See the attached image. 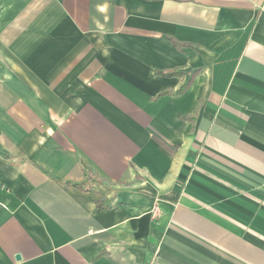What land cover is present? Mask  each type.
Wrapping results in <instances>:
<instances>
[{"label": "crops", "instance_id": "0c3cea01", "mask_svg": "<svg viewBox=\"0 0 264 264\" xmlns=\"http://www.w3.org/2000/svg\"><path fill=\"white\" fill-rule=\"evenodd\" d=\"M0 264H264V0H0Z\"/></svg>", "mask_w": 264, "mask_h": 264}, {"label": "trees", "instance_id": "16d2710c", "mask_svg": "<svg viewBox=\"0 0 264 264\" xmlns=\"http://www.w3.org/2000/svg\"><path fill=\"white\" fill-rule=\"evenodd\" d=\"M172 42L177 46V47H180V44L175 41L174 39H172ZM161 75H164V76H168V77H177V76H180L181 73L177 72V71H168V72H162ZM191 85V81L184 87L182 88V90L179 91L180 94L184 93L188 88L189 86ZM169 94L168 91H164V92H161L158 94V97H161V96H165ZM68 185H71V186H74L76 188H79L83 191H89V188H88V183L87 182H83V183H71V182H67Z\"/></svg>", "mask_w": 264, "mask_h": 264}, {"label": "built area", "instance_id": "2783aa9c", "mask_svg": "<svg viewBox=\"0 0 264 264\" xmlns=\"http://www.w3.org/2000/svg\"><path fill=\"white\" fill-rule=\"evenodd\" d=\"M160 211H161V210H160L159 205H156L155 208H154V210H153V214H154V215H158V214L160 213Z\"/></svg>", "mask_w": 264, "mask_h": 264}, {"label": "water", "instance_id": "95a60500", "mask_svg": "<svg viewBox=\"0 0 264 264\" xmlns=\"http://www.w3.org/2000/svg\"><path fill=\"white\" fill-rule=\"evenodd\" d=\"M17 259H19V256L17 257Z\"/></svg>", "mask_w": 264, "mask_h": 264}]
</instances>
